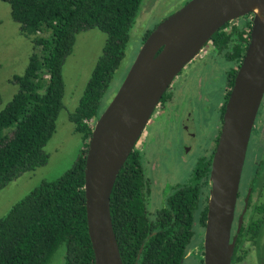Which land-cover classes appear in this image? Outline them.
<instances>
[{
	"label": "trees",
	"instance_id": "1",
	"mask_svg": "<svg viewBox=\"0 0 264 264\" xmlns=\"http://www.w3.org/2000/svg\"><path fill=\"white\" fill-rule=\"evenodd\" d=\"M2 1L9 4L20 34L31 40L32 53L23 73L11 77L17 89L4 105L0 95V189L48 160L44 145L54 133L63 107L62 66L72 52L76 34L98 28L107 37L78 104L68 114L85 148L65 173L55 180L43 181L0 217V264H46L62 243L66 247V264H94L85 211L86 147L92 123L101 113V101L125 56L130 30L143 0ZM249 24H224L211 37L215 49L233 63L240 62ZM150 31L145 32L143 40ZM234 73L235 70L230 84ZM203 164L204 159L193 177L205 179V191L195 190L198 180L196 184L190 181L173 193L166 208L154 214L156 218H151L141 193L144 167L136 151L128 155L110 195L112 226L123 264H179L191 239L186 229L189 219L198 216L204 226L206 218L210 166L208 160L205 168ZM252 215L246 216L231 264L240 261L242 237V244L246 238L255 242L257 251L263 247L259 224L262 220L263 226L264 218Z\"/></svg>",
	"mask_w": 264,
	"mask_h": 264
},
{
	"label": "water",
	"instance_id": "2",
	"mask_svg": "<svg viewBox=\"0 0 264 264\" xmlns=\"http://www.w3.org/2000/svg\"><path fill=\"white\" fill-rule=\"evenodd\" d=\"M252 14L249 40L225 106L209 170L204 264H230L242 167L264 92V0H188L143 40L116 94L92 123L85 153L87 232L94 264H123L112 226L116 177L174 77L227 22Z\"/></svg>",
	"mask_w": 264,
	"mask_h": 264
},
{
	"label": "rangeland",
	"instance_id": "3",
	"mask_svg": "<svg viewBox=\"0 0 264 264\" xmlns=\"http://www.w3.org/2000/svg\"><path fill=\"white\" fill-rule=\"evenodd\" d=\"M187 1L143 0L136 21L130 30L125 56L101 101L100 112L105 109L116 94L143 43L145 32L152 30ZM106 37V33L98 28H90L76 34L72 52L66 57L62 66L63 107L56 119L55 131L44 145V150L48 153V160L34 170L22 173L0 189V217L43 181L55 180L65 173L75 163L80 150L85 148V141L80 134L74 132L68 114L78 104L91 72L102 53ZM206 46L203 47L206 48ZM201 51L184 66L172 81L176 83L175 99L172 104L173 110L176 111L173 119L177 125L171 123L174 120L166 121L155 110L153 115L151 114L145 130L143 129V134L147 132L148 135V139L143 145V151L146 157L157 160L152 174L150 164L145 162L146 170L149 177L155 179L156 183L158 181L162 184L190 182L197 161L213 147L212 136L216 130L214 129V120L210 116L207 118L206 115L203 116L195 100L198 93L206 94L208 88L212 93L211 101L214 103L218 100L219 89L225 85L224 71L230 64L224 60L218 64H210L211 57L223 55H213L209 49L203 53ZM31 53V40L20 34L19 24L10 15L9 4L0 0V95L2 105L12 97L17 89V86L10 82L11 77L14 74L23 73ZM187 112L191 113L192 122L184 120V123L189 130L196 134L193 139H189L181 128V119ZM181 137L188 140L185 144L190 150L187 153L180 149L182 160L178 157L179 151L175 144V140ZM141 140H143V136ZM180 145L182 144L180 143ZM155 200L153 199V202ZM65 254L66 247L62 243L56 248L46 264H66Z\"/></svg>",
	"mask_w": 264,
	"mask_h": 264
},
{
	"label": "flooded vegetation",
	"instance_id": "4",
	"mask_svg": "<svg viewBox=\"0 0 264 264\" xmlns=\"http://www.w3.org/2000/svg\"><path fill=\"white\" fill-rule=\"evenodd\" d=\"M251 20H252V14L249 13V14H246L244 16L234 19V21L231 20L229 22H231V25L236 24L237 21L238 23L239 22H242V23L250 22L249 28L248 27L245 28L250 33ZM231 25L228 26L226 29L229 30L231 28ZM248 40H249V37H248ZM248 40H247V43H248ZM204 45L205 46L207 45V46L206 48L202 47L201 49L202 51L200 50L201 53L206 52L209 49V52H212L213 55L220 54L215 49V46L212 44L211 38ZM210 60H211L210 64H218L219 62H221V60H224L226 62H229L230 65L224 71L225 85L222 89H219L220 97H218V100L214 101V103L211 101L212 93L209 88L206 89V94L198 93L197 98L195 100L197 106L201 109L203 116L206 115V118L210 116L214 120V129L216 130L214 131L213 136H212L213 137V147L211 148V150L209 149L208 151L205 152L203 156L200 157V159L197 161L195 165L193 173L196 171L202 159H204V164H203L204 168H205L206 160L209 161V166L211 167L212 157H213V154H214V151H215L218 139H219V135L221 132L222 124H223V114H224L225 106H226V103H227V100H228V97H229V94H230V91H231V88L234 82L235 74L240 64L239 61L233 63L228 58L221 56V55H218L217 57L213 56L210 58ZM234 70H235V73L232 79V83L230 84L229 78H230L231 72ZM175 90H176V83L171 82L169 87L167 88V90L164 92L161 99L159 100L157 106L154 108L152 112L154 113V111L157 110L159 112V115L160 116L162 115L163 118H165V120L168 122H171L172 120H174L173 115L176 112L175 110H173V104H172L175 99ZM152 115H150L149 119L151 118ZM184 120L192 122L190 112H187L185 114V117L181 119V126H182L181 128H183L185 135L189 139L195 138L196 134L193 131L188 129V126L185 125ZM171 123H173L175 126L177 125L175 120ZM144 130L142 131L141 135L136 141L133 147V150L131 152L136 151L144 167L143 171H144V177H145V185L141 193H142L143 200L145 203L144 206L146 209V213L151 218H156L154 214H156L161 209H165L167 202L170 199V197L173 196V193L176 190H180V188L188 184V182L162 184L159 181L156 183L155 179L153 180L151 176L149 177L145 164L146 163L150 164L151 174H152L154 168L156 167L157 160L146 157L143 151V145L146 139H148L147 132L143 134ZM142 136H143V140H141ZM187 141L188 140H184L182 137L175 140L176 148L179 151L178 157L181 160H182V154H180V149H182L183 152L185 150L187 153L190 151L188 148V145L185 144V142ZM180 143L182 145H180ZM197 180H198V187H195V190L197 189L204 190L205 179L203 177L202 178L200 177L199 179H197L195 176L192 178L191 182L192 183L194 182L193 184H196ZM209 185H210V182H209ZM156 187H157V190H155ZM203 196L205 197V193ZM153 199L155 200L154 202H153ZM251 214H253L252 216L254 218H264V92H263L260 104L258 106L256 115H255V119H254V122L251 128L250 137H249V141H248V145L246 149V156H245L244 164L242 167V173H241L238 193L236 197V205H235L233 223L231 227V235L234 234L237 228L239 217L241 215V223H240L239 231L237 235V239H238L240 230L244 224V221H246L245 220L246 216L250 217ZM206 215H207V212H206ZM150 217H149V220H150ZM167 219L169 220L168 217ZM199 220L200 219L198 218V216H194L193 218L189 219L188 227L186 229L189 231L191 235V239H189V242L186 245V252L180 259L179 264H188V263L204 264L203 257H204V236H205L206 218L204 221V226L200 223ZM171 223L173 226V221H171ZM262 223L263 221L260 220L259 228L261 229L260 231L262 232L260 243L263 245L262 249L260 248V251H257L255 242L251 241L250 239L245 238L242 244V239L244 238L242 237L240 239L241 247L240 246L238 247V249H241L238 252L240 261L237 264H264V224L262 226ZM150 226H152V224ZM147 239L148 238H146V240ZM237 239H236L234 251L236 249ZM242 247L245 249H243ZM139 255L140 254H138V256Z\"/></svg>",
	"mask_w": 264,
	"mask_h": 264
}]
</instances>
